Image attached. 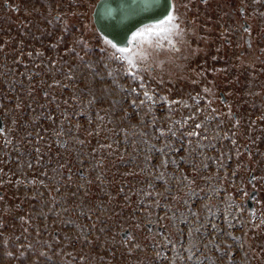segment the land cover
<instances>
[{
    "label": "rangeland",
    "instance_id": "374dc122",
    "mask_svg": "<svg viewBox=\"0 0 264 264\" xmlns=\"http://www.w3.org/2000/svg\"><path fill=\"white\" fill-rule=\"evenodd\" d=\"M3 1L0 264H264V67L235 23L148 35L133 79L97 0Z\"/></svg>",
    "mask_w": 264,
    "mask_h": 264
},
{
    "label": "flooded vegetation",
    "instance_id": "af4514ba",
    "mask_svg": "<svg viewBox=\"0 0 264 264\" xmlns=\"http://www.w3.org/2000/svg\"><path fill=\"white\" fill-rule=\"evenodd\" d=\"M172 10L175 20V27L171 30L169 38L180 36L183 33L189 36L201 35L202 33L221 31L220 23L222 15L228 16L238 28L241 44L237 49L241 61L244 62L247 57H252L261 63L264 67V25L259 24V16L254 11L260 8V4L264 5V0H171ZM7 14L11 16H20L22 8L20 0L3 1ZM1 17V13H0ZM264 20V16L261 17ZM19 23V22H18ZM20 24V23H19ZM150 25V24H147ZM145 26V25H144ZM142 26V27H144ZM141 28V27H140ZM155 31V30H154ZM218 34V32H217ZM156 38L157 35H150ZM162 35H160L161 37ZM225 42H229L226 40ZM171 47L176 48V44L181 41L169 42ZM143 44H152L151 40L145 37L142 43L137 44L135 51ZM160 46L154 44V50L160 51ZM188 47L189 44H188ZM130 52V53H131ZM225 97L220 92L221 102L225 101ZM224 98V100H223ZM1 118V117H0ZM2 120V119H1ZM3 128V120L2 127ZM3 146L7 147V143L3 142ZM65 140L61 141L60 146H65Z\"/></svg>",
    "mask_w": 264,
    "mask_h": 264
},
{
    "label": "water",
    "instance_id": "95a60500",
    "mask_svg": "<svg viewBox=\"0 0 264 264\" xmlns=\"http://www.w3.org/2000/svg\"><path fill=\"white\" fill-rule=\"evenodd\" d=\"M171 10V0H97L89 10V18L105 39L117 43V47H130L132 51L137 44L127 45L126 38L144 25L155 24ZM248 206L252 209L251 200Z\"/></svg>",
    "mask_w": 264,
    "mask_h": 264
},
{
    "label": "snow or ice",
    "instance_id": "6c2138e0",
    "mask_svg": "<svg viewBox=\"0 0 264 264\" xmlns=\"http://www.w3.org/2000/svg\"><path fill=\"white\" fill-rule=\"evenodd\" d=\"M175 20L174 15L169 12L163 19L159 20L155 24L145 25L132 32L129 37L126 38L127 45H133L134 42L136 44L142 43L146 36L148 35H161L162 33H170L171 30L175 27L173 21ZM155 30V31H154ZM105 43L110 45L113 49L119 53V61L118 62H126L129 66V75L132 76L133 79L136 77V72L133 71L136 69L137 65L130 55L131 48L127 46L117 47V43H113L112 40L106 39ZM144 85L141 83V87ZM135 91V89H133ZM144 96L146 100L151 101L152 97L148 94L147 91L144 92ZM142 101L141 103H143ZM199 127V125H197ZM194 134V133H193Z\"/></svg>",
    "mask_w": 264,
    "mask_h": 264
}]
</instances>
